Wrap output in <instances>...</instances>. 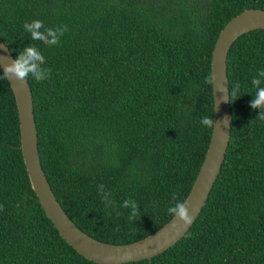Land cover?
<instances>
[{"label": "trees", "instance_id": "16d2710c", "mask_svg": "<svg viewBox=\"0 0 264 264\" xmlns=\"http://www.w3.org/2000/svg\"><path fill=\"white\" fill-rule=\"evenodd\" d=\"M248 9L264 10V0H0V37L12 54L36 46L50 69L47 80L29 77L43 166L85 232L125 245L174 219L171 193L187 201L213 133L200 121L214 120L205 77L215 44ZM37 19L45 28L67 26L58 46L31 39L23 25ZM260 70L264 30H255L228 57L230 90L240 87L231 97L227 161L207 206L174 247L129 264H264V120L249 104ZM98 191L110 194L115 208L106 209ZM128 199L139 205L132 222L121 207ZM0 205V264H96L62 237L33 188L6 79Z\"/></svg>", "mask_w": 264, "mask_h": 264}, {"label": "water", "instance_id": "95a60500", "mask_svg": "<svg viewBox=\"0 0 264 264\" xmlns=\"http://www.w3.org/2000/svg\"><path fill=\"white\" fill-rule=\"evenodd\" d=\"M255 30H264L263 9H248L234 17L221 31L214 47L211 68L216 77L213 85L214 127L206 160L185 203L193 218L192 223L186 226L178 217H174L158 232L131 244L117 245L98 240L81 229L68 214L44 170L34 113V96L29 79L23 82L8 80L18 108L22 150L33 188L62 237L81 256L96 264H122L121 257L126 253L130 259L128 264L152 259L174 247L195 226L211 198L229 153L233 116L231 97L229 99L227 91L231 92L228 57L234 44L242 36ZM14 59L9 46L0 37V66ZM221 84L226 89L224 93L215 89ZM107 257L112 259L108 260Z\"/></svg>", "mask_w": 264, "mask_h": 264}, {"label": "clouds", "instance_id": "9594fccd", "mask_svg": "<svg viewBox=\"0 0 264 264\" xmlns=\"http://www.w3.org/2000/svg\"><path fill=\"white\" fill-rule=\"evenodd\" d=\"M24 30L30 34L32 40L39 41L45 46L52 47L58 46L60 44V39L64 33L68 30L67 26L57 27V28H45L43 21L32 20L31 22H26L23 25ZM45 64V57L42 52L33 45L25 46L22 50L18 52V55L10 63L0 66V79H15L17 81H26L31 77L35 82L39 83L43 80L50 78V69L42 67ZM216 77L211 73L205 77V83L210 84L213 88L214 81ZM252 86L255 88V94L252 95V99L249 102L250 107L258 111V118L264 120V70H260L256 73L255 77L251 80ZM239 85H234L231 92L228 91V97H233L234 100L238 97L237 92L239 91ZM220 93H224L226 89L224 86L218 85L215 88ZM200 123L203 126L214 127V120L212 117H202ZM103 185H99L98 189L102 188ZM98 195L101 196V202L104 204L105 208H115V201L109 199V195H101L98 191ZM172 201L175 203L167 208V212L173 217H178L184 225H189L192 223L193 218L189 215L188 209L185 206L186 201L179 198L178 193H171ZM122 208L129 209V221L139 219V205L135 200L128 199L124 200ZM3 210V205H0V211ZM120 215V212H117ZM118 231V228L116 229ZM129 254H124L121 257L122 264H128L130 260ZM106 259L110 260L111 257Z\"/></svg>", "mask_w": 264, "mask_h": 264}]
</instances>
